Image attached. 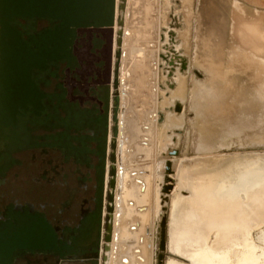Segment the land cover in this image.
Listing matches in <instances>:
<instances>
[{
  "label": "rangeland",
  "instance_id": "rangeland-1",
  "mask_svg": "<svg viewBox=\"0 0 264 264\" xmlns=\"http://www.w3.org/2000/svg\"><path fill=\"white\" fill-rule=\"evenodd\" d=\"M11 1L0 0L1 38L3 35V45L0 47L3 48L5 80L0 90L4 93V97L2 94L0 96V175L23 177L21 184L27 185L23 180L36 176L32 159L37 142L49 133H58L63 129L54 126V121L49 117L53 113L51 109L47 110L49 114L38 119L34 125L29 117L20 120H10L8 117L6 106L10 101L7 97L10 67L6 64V49L12 45V29L18 23L17 12L10 8ZM114 1L113 25L107 29L108 43L111 40L110 49L106 50L109 68L106 75H103L107 64L104 68L102 63L101 78L95 80L98 84L103 81L105 85L93 96L86 92L80 97L84 106L97 105L98 110L102 109L103 112L105 109L107 114V131L100 151L103 160V212L105 203L106 206L108 203L106 173L108 164H112L109 161V133L113 107V45L116 49L117 21L121 15L118 9L121 0ZM132 1L128 0L126 7V32L123 35L122 67L119 74V165L122 171L108 264H149L141 240L140 246H135L138 249V263L133 259L135 257L124 254V242L135 244L133 239L128 238L139 236L141 239V231L155 237L157 233L158 241L163 207L167 220L170 217L169 229L171 224L176 231H181L178 225L183 224L181 235L187 239L193 237V221L228 222L226 227L229 232H233L234 237L237 227L246 226L248 220L250 226L264 224V58H261L264 55V0H162L163 6H158V9H155V5L151 6L146 13L149 28L147 37L142 39L145 43H140L142 40L133 43L134 38L128 35L131 32ZM45 24L42 20L36 26L40 28ZM87 39L88 35L82 40L84 45H87ZM208 39L214 44V51L210 54L214 57V65H208L207 61L210 46ZM255 48L263 50L259 53ZM244 49L250 50V53L246 50L247 53L243 54L241 50ZM79 52L82 60H93L87 58L90 51H86V47ZM220 59H223L222 62ZM83 65L86 67L84 72L91 70V67L87 68L91 65L89 62ZM64 68L65 62L59 65L57 73L61 75ZM208 68L213 72L211 76L207 72ZM59 81L51 78L44 91L48 94L57 92ZM66 81L67 84L72 82ZM86 84V81L82 83L85 91ZM257 89L258 94L254 92ZM252 94L258 98L251 103L248 99ZM99 96L102 100L98 102ZM253 103L259 106H253ZM213 104L214 109H210ZM18 121L19 124H15ZM98 160L95 157V161ZM168 161H172L175 170L174 174H170L172 184L165 183ZM164 185H172L170 193L164 192ZM230 191H235V194L230 195ZM221 200L229 204L222 213H215L213 208L210 212L203 211V205L210 202L213 207V202L218 205ZM135 202L143 205H137L140 207H137L139 217L134 218L137 211ZM106 217L107 226V210ZM139 218L143 222L151 218L152 227L149 231L148 227L144 230L140 228ZM18 219L20 223L16 230L13 227L10 232L3 228L0 230V264H9L18 255L43 257L63 252L60 250V241L42 213L21 212ZM103 226L104 223L101 228ZM4 227L11 228L10 224ZM263 230L264 225L253 228L251 236L255 245L246 248L241 246L246 235L240 237L237 234L234 246L223 242L217 245L213 239L220 233L211 230L207 245L219 247L213 256L214 260L209 259V264H216L217 261L224 264L225 260L228 262L229 255L232 258L228 263L235 264L237 256L245 253L258 259L255 255L264 254V234L262 238L257 237ZM170 234H167L169 246ZM154 252L152 264H158V253L154 260ZM171 259L175 258L164 253V264Z\"/></svg>",
  "mask_w": 264,
  "mask_h": 264
},
{
  "label": "trees",
  "instance_id": "trees-1",
  "mask_svg": "<svg viewBox=\"0 0 264 264\" xmlns=\"http://www.w3.org/2000/svg\"><path fill=\"white\" fill-rule=\"evenodd\" d=\"M114 2V0L11 1L10 8L17 12L18 23L12 29L14 35L11 39L12 45L6 49L8 58L6 64L8 68L10 67L7 93L10 101L6 109L10 120L29 117L34 125L38 119L49 114L47 110L51 109L53 113L49 117L54 121L55 127L63 129L58 132L62 137L88 129L102 133L105 138L106 110L103 112L102 109L98 110L97 105L84 106L80 97L86 92L93 96L105 85L103 81L98 84L95 80L101 78L102 63L104 68L107 64L103 75H106L109 68L106 50L110 49L111 40L108 43L107 29L113 25ZM42 20L46 24L39 28L36 24ZM86 35L87 45H84L82 40ZM2 38L0 36V45H3ZM85 47L86 51H90L87 58L93 59L92 61L82 60L79 51ZM94 54L95 57H92ZM64 62L65 68L59 75L57 70ZM88 62L91 65L87 68L91 67V70L84 72L83 69L86 67L83 64ZM51 78H57L60 84L57 85L56 93L48 94L44 87ZM66 80L72 82L67 84ZM84 81L87 83L86 91L82 87ZM4 82L1 46L0 90ZM1 94L4 97V93L0 91V96ZM97 98L98 102L102 100L100 96ZM15 124L18 125L19 121ZM61 140L62 138H58L57 142Z\"/></svg>",
  "mask_w": 264,
  "mask_h": 264
},
{
  "label": "flooded vegetation",
  "instance_id": "flooded-vegetation-1",
  "mask_svg": "<svg viewBox=\"0 0 264 264\" xmlns=\"http://www.w3.org/2000/svg\"><path fill=\"white\" fill-rule=\"evenodd\" d=\"M60 134L49 133L37 142L32 159L36 176L23 180L27 185L21 184L23 177L0 175V230L3 228L10 232L12 227L16 230L21 212L42 213L60 241L63 252L57 250L61 254L43 257L18 255L9 264H83V260L88 261L83 259L84 255L92 257L91 264H97V255L104 253V242L101 247L100 238L101 226L103 223L106 226L108 206L105 203L103 212V160L100 151L104 137L92 130L65 137ZM58 138H62L61 142H57ZM111 143L112 140L109 141V149ZM109 152V161H112L113 150ZM95 157L99 160L95 161ZM111 165L108 164L106 173L107 199L111 191L108 178ZM6 224L11 228L4 227ZM255 256L258 259L247 253L238 255L235 264H255L257 261L264 264V254ZM230 258H227L228 262H231Z\"/></svg>",
  "mask_w": 264,
  "mask_h": 264
},
{
  "label": "bare ground",
  "instance_id": "bare-ground-1",
  "mask_svg": "<svg viewBox=\"0 0 264 264\" xmlns=\"http://www.w3.org/2000/svg\"><path fill=\"white\" fill-rule=\"evenodd\" d=\"M127 2H128V0H121L120 3H119V8L118 9H120L121 15H119V17H118V21H117V27L118 28H117V31H116L114 79H113V85H112L113 86V107H112L113 127H112V133H113L114 138L112 139L111 148L113 150V153H112L113 159L111 158L112 165H111V172H110V177H109L110 180H111L110 181V190L111 191L109 193V197H108L109 201H108V206H107V214H108V220L109 221L107 223V226H106L107 230H106V233H105V236H104L105 239H104L103 252L105 253V255H104V257L101 256V260L103 261V259H104V261H106L105 264H108L109 257H110L111 251H112V243H113V239H114V225H115L114 215H115V211H116L117 193H118V188H119V184H120L119 178L121 176L120 174H121V171H122L121 168H120V165H119L120 164V153H119V150H120V143H119L120 120H119V110L121 109V105H120L121 99H120V89H119L121 80L119 78V76H120L119 74H120L121 67H122L121 58H122V55H123V50H122V47H123V35L126 32V29L124 27H125V16H126V13L128 11V10H126L127 9L126 7H128L127 6L128 5ZM247 26H248V24H247ZM252 31H254V30H252ZM256 37H258V36H256ZM210 39H208V41H207L208 44L210 45L209 46V50H208L209 54L207 56V61L209 63L208 65H214V62L212 61V60H214V57L212 58L213 55H210L214 51L213 50L214 44L210 41ZM215 44H216V42H215ZM255 49L259 53H260V51L263 50V49H260V48H255ZM246 50L248 51V49H244V50H241V51H244L243 54L244 53L246 54L247 53ZM233 51H235V49ZM262 52L264 53V50ZM235 53H236V51H235ZM248 53H250V50L248 51ZM247 56H249V55L247 54ZM253 56L256 57V55H253ZM245 57H246V55H245ZM245 57H243V58H245ZM261 58H264V55ZM235 59H237V58H235ZM222 60L223 59H220L219 61L222 62ZM207 72H208L209 76H211L213 74V72H210L209 68H208ZM245 76H248V73L247 74L245 73ZM242 77H244V75ZM252 78L254 79L253 76H252ZM256 88L260 89V86L259 87L257 86ZM259 89H257L256 91L254 90V92H256L258 94ZM260 90L263 91L262 89H260ZM263 94H264V92H263ZM116 95L118 97V101H115ZM263 96L264 95H262V97ZM262 97H260V98H262ZM211 98H212V94H210V99ZM245 98H246V96H245ZM257 98L258 97H255L254 94H252L249 97L248 100H250L251 103H252L253 101H257L256 100ZM255 104H257V103H253V106H255ZM115 105L117 106V111H116L117 120H114V118H113ZM210 109H214V104L210 106ZM114 128H116V130H117L116 134L114 133ZM166 183L172 184L173 181H168ZM256 185H257V183H256ZM251 186H252V184H251ZM234 194H235V191L234 192L230 191V195H234ZM253 196H257V195H253ZM233 197H235V196H233ZM215 203L216 202H213V207H212V204L210 202L208 204L203 205V207H202L203 211L204 212H206V211L210 212V210H212V208H213V209H215V211H214L215 213H222L226 209L227 205L229 206V204L226 203L225 200L219 201L218 205H217V203L216 204ZM257 204H258V202H257ZM203 211L201 213H203ZM202 215H204V214H202ZM161 216H162V214H161ZM168 219L170 220V217ZM106 220H107V217H106ZM169 220H168V222H169ZM187 221H189V220H187ZM187 221H185L184 223H186ZM227 223L228 222H221V223H219V222H215V223H211V222L209 223L208 222V223H206L205 222V223H201V222L193 221L192 224H191L193 226V228H194L193 229L194 232H193L192 239H189V238L187 239L186 237H183L181 235V232L184 231L183 230V224L178 225L179 228L181 229V231H176V228H173V226L171 224H170V229H169V224H168V234L171 233L170 234V237H171L170 238V242H171L170 243V249H172V251H174L176 254H178V255H180L182 257L186 256V257L190 258L192 263H188L187 261H184L183 259H180V258H178L176 256V257H173L175 259H171L170 261H165V264H166V262L167 263L169 262L170 264H193V263L194 264H205V263H208L207 260L209 261V259H211V261L214 260L213 256H215L216 249L219 246L217 248H214L212 246H208L207 245L208 243H207L206 239L210 235V233L212 232L211 230H216V231L218 230V232L220 233V234H217L215 236V238L213 239V241L216 242L217 245L218 244L220 245V243H218V242H223L224 244H226V243L227 244H231L232 246H234L233 244L236 243V238L237 237H234L233 232H229L228 231V229L226 227ZM263 225L264 224H261V225L257 224V226H256V224L255 225L252 224V226H250V228H251L250 230H252L253 228H256V227L263 226ZM210 226H212V227H210ZM213 226H218V227H213ZM248 230H249L248 228L245 230L244 229V225H243L242 227H240V226L237 227V231H235V235H237L238 232H240V231H241V233L243 235H246V238H245L244 241L242 240L243 243L241 245V246H244L245 248L246 247H250V246L252 247V246L255 245L254 241L252 239V236L249 235V233H248ZM242 234L241 235L238 234V235L240 237H242ZM258 234L259 235H257V237L262 238L263 234H264V230L262 232L258 233ZM218 236H220V238ZM241 239H243V238H241ZM187 240H190V241L188 242ZM193 241H195V242H193ZM242 241H238V242H242ZM158 242L159 241H157V233H156L155 242H154V250H155V252H154V260H156ZM232 246L230 247V250H231ZM197 250H198V252H197ZM224 255L228 256L227 254H224ZM247 255L251 256L252 254L247 253ZM170 257H172V256H170ZM224 262H227V261L225 260ZM216 264H221V263H220V261H217ZM224 264H228V262L224 263Z\"/></svg>",
  "mask_w": 264,
  "mask_h": 264
},
{
  "label": "crops",
  "instance_id": "crops-1",
  "mask_svg": "<svg viewBox=\"0 0 264 264\" xmlns=\"http://www.w3.org/2000/svg\"><path fill=\"white\" fill-rule=\"evenodd\" d=\"M157 2H158V0H155V4H154V0H133L132 1L131 11H130V21H131L130 29H131V32L128 35L134 38L133 43H135L136 41L142 40L145 37H147V31H148L149 27H148V20H147L146 13L148 11V8L151 7V6L154 7V5H155V9H158V6H159V8L161 6H163V1L162 0H159L160 3H158V4H157ZM140 43H145V42H143V40H142V41H140ZM135 48H143V47H135ZM113 53H114V55H113V76H112L111 86L113 85V79H114V63H115V48L114 47H113ZM112 88H113V86H112ZM136 117L141 118V116H136ZM112 124H113V120H112V114H111V116H110L109 141L112 140L111 139V133H112V127H113ZM109 151H110V149H109ZM137 205L142 206L143 204L142 203L138 204V202H135V207L136 208L139 207ZM138 214L139 213H138V208H137V211L135 212L133 217L134 218L135 217H139ZM138 220H139V223H140V228L142 230H144L145 227H148V231H149L150 230L149 228L152 227L151 218L148 220V222H143V221H141L140 218ZM105 233H106V226L104 225L100 229L101 247L103 246V242H104V239H105L104 238ZM140 233H141L140 234L141 239H139V236L130 237L131 233L129 231V235H130L129 237L130 238H128V239H133L135 244L129 245L126 242H124V247H125L124 254L127 255V256L135 257L133 259L138 263V259H137L138 249L135 248V246H140V244L142 243L145 246L144 250H146V252H147L146 256H147V258L149 260L148 263L152 264V262H153L155 236L150 235V234L146 235L143 231H141ZM140 240H141V243H140ZM142 251H140V252H142ZM101 255H102V257H104L105 253L101 252ZM82 263L83 264H91V262L87 261V260H83ZM105 263H106V261H104V259L102 261L101 258L97 262V264H105ZM139 264H141V263H139Z\"/></svg>",
  "mask_w": 264,
  "mask_h": 264
},
{
  "label": "water",
  "instance_id": "water-1",
  "mask_svg": "<svg viewBox=\"0 0 264 264\" xmlns=\"http://www.w3.org/2000/svg\"><path fill=\"white\" fill-rule=\"evenodd\" d=\"M116 83V82H115ZM115 101H118V97L116 95L115 97ZM116 111H117V106L115 105L114 107V115H113V118L114 120H117V116H116ZM114 133L116 134L117 133V130L116 128H114ZM114 145V144H113ZM113 159V156L111 157ZM175 173V170L173 169V166H172V161H168L167 162V166H166V170H165V183L168 182V181H172L173 179L170 178V174H174ZM170 189H172V185H164V191L165 193H170ZM165 199H168V196L164 197ZM166 208V206H165ZM255 218V217H254ZM251 220L253 218H250ZM160 227H159V242H158V247L159 248V251H157L158 253V257H159V263L158 264H164V253H167L168 256H172V257H178L180 259H183L184 261H187L188 263H192L190 259H187L185 257H182L178 254H176L174 251H172V249H170V246L168 244V220H167V217L166 215H164V207H163V212H162V216L160 218ZM250 221L248 222L247 221V225L245 226L244 225V229L246 230L247 228L250 230ZM252 226V224H251ZM248 230V233L249 235H251V232L252 230L249 231ZM235 233V232H234ZM239 235H241V231L238 232ZM209 235V234H208ZM235 237H238L237 235H235ZM207 240V239H206ZM243 249V248H242ZM156 253V254H157ZM101 258V253H99L97 255V259L99 260ZM83 259H88V261H91L92 257L91 256H87V255H84L83 256ZM208 263H205V264H209V261L207 260ZM166 264H170L169 262ZM194 264V263H193Z\"/></svg>",
  "mask_w": 264,
  "mask_h": 264
}]
</instances>
